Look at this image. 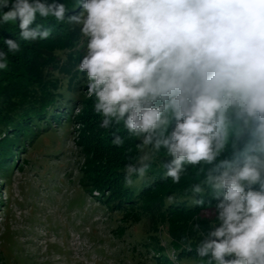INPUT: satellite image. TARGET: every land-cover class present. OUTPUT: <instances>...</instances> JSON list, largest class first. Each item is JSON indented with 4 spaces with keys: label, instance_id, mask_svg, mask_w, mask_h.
<instances>
[{
    "label": "clouds",
    "instance_id": "clouds-1",
    "mask_svg": "<svg viewBox=\"0 0 264 264\" xmlns=\"http://www.w3.org/2000/svg\"><path fill=\"white\" fill-rule=\"evenodd\" d=\"M77 4L70 14L61 0H0V24L17 23L25 41L50 36L38 16L79 26L85 50L77 71L100 127L122 124L138 140L125 186L133 176L143 180L163 151L165 178L179 184L194 169L202 179L190 185L193 203L215 202L206 234L193 225L202 236L197 256L206 264H264V0ZM4 43L20 51L16 40ZM7 67L0 51V70ZM112 143L123 147L125 137L113 133Z\"/></svg>",
    "mask_w": 264,
    "mask_h": 264
},
{
    "label": "trees",
    "instance_id": "trees-1",
    "mask_svg": "<svg viewBox=\"0 0 264 264\" xmlns=\"http://www.w3.org/2000/svg\"><path fill=\"white\" fill-rule=\"evenodd\" d=\"M61 2L70 14L79 12L77 0ZM37 23L50 29L47 39L25 41L17 23L0 24V51L7 53L8 61V67L0 70V169L8 174L12 157L17 161L26 146L34 145L51 131V123L80 124V144L86 158L81 176L83 186L92 198H98L112 212L121 213L125 221L119 227L121 233L147 219L151 228L139 247L147 251L153 264H176L170 251L182 264H206L207 258L196 254L202 236L193 225L200 224L206 234L208 226L215 222V202L205 196L204 204L197 206L190 192V185L202 176L191 169L179 184H174L163 175L161 160L165 153L161 151L153 157L145 178L138 180L133 176L135 183L126 187L125 165L136 163L140 154L135 147L138 140L135 136L128 139L122 124L109 129L100 127L102 120L97 117L102 116L93 113L94 103L85 99L87 93L82 87L86 79L77 71L84 55L79 48L84 41L79 26L67 20L59 23L53 17L38 16ZM7 38L20 44L19 52L8 51L4 43ZM76 103L81 109L75 114ZM113 133L125 137L123 147L112 143ZM127 148L132 149L128 155ZM168 196H174V201L170 203ZM207 210L213 215H205Z\"/></svg>",
    "mask_w": 264,
    "mask_h": 264
},
{
    "label": "rangeland",
    "instance_id": "rangeland-1",
    "mask_svg": "<svg viewBox=\"0 0 264 264\" xmlns=\"http://www.w3.org/2000/svg\"><path fill=\"white\" fill-rule=\"evenodd\" d=\"M79 48L84 54L85 40ZM82 89L94 103L86 80ZM64 124L51 123L52 132L26 146L17 161L12 157L8 174L0 169V264H153L139 247L150 222L145 219L121 233V213L92 198L83 186L80 124ZM170 255L182 264L174 251Z\"/></svg>",
    "mask_w": 264,
    "mask_h": 264
}]
</instances>
